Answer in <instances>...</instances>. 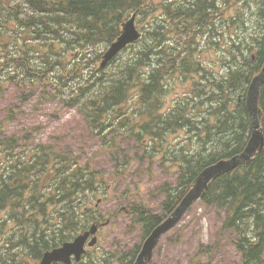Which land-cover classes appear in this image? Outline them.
Masks as SVG:
<instances>
[{
  "label": "trees",
  "instance_id": "1",
  "mask_svg": "<svg viewBox=\"0 0 264 264\" xmlns=\"http://www.w3.org/2000/svg\"><path fill=\"white\" fill-rule=\"evenodd\" d=\"M134 12L141 37L97 71ZM263 61L264 0H0V99L12 96L0 104V264H38L46 249L100 221L85 192L99 174L70 140L31 143L35 127L16 130L23 103L75 111L90 138L132 136L140 160H152V150L159 166L176 172V187L161 188L160 214L127 207L144 237L203 167L244 148V91ZM260 103L264 111V87ZM177 130L185 135L170 138ZM57 199L68 205L60 216L51 212ZM201 202L224 212L237 264H264V149L213 180ZM106 249L73 264H133L139 245ZM210 251L200 245L196 264H210L201 263Z\"/></svg>",
  "mask_w": 264,
  "mask_h": 264
},
{
  "label": "rangeland",
  "instance_id": "2",
  "mask_svg": "<svg viewBox=\"0 0 264 264\" xmlns=\"http://www.w3.org/2000/svg\"><path fill=\"white\" fill-rule=\"evenodd\" d=\"M249 30L251 31L250 28ZM10 93L11 90L6 94L4 100L0 99V104H7L12 100ZM258 106L261 110L258 113L260 117L263 107L261 104ZM58 109V105L52 102H47L40 107L34 98L26 101L20 109L22 116L19 124L21 123L23 127L21 132L42 126L43 139L48 134L55 135L57 139L70 140L74 143L72 145L75 148L81 147L86 152V157L89 156L95 165L107 170L109 176L114 171L112 167L114 164L117 167L122 164L117 170L119 172L117 174L114 172L115 191L110 188V193L120 198L119 201L115 200L116 203L119 202L118 206L116 203L106 201L102 204V209L113 211L117 207L125 206L128 200L133 199L137 203H144L146 207H150L152 213L158 212L161 202L165 198L161 188L164 183L172 182L174 176L164 172L163 167H159L157 163L153 164L156 153L150 151L152 155L155 154L152 160L149 158L140 160L142 150L136 145L134 137L117 136L115 131L107 133L103 137L104 141L101 136L100 138H90L75 111L70 110L65 113L60 111L57 117H51L54 110L56 113ZM184 135L183 130L169 134L170 138L183 137ZM31 142L37 141L33 138ZM110 142H115L116 145L111 147L105 144L109 147L107 150L99 148L101 144ZM149 161H152V165ZM135 169H137L136 172H133ZM223 218V214L217 212L215 206L197 201L179 221L177 234L172 239L166 238L168 234L161 239V243L155 251L153 264H196L194 254L200 244H211L214 248L209 257L203 258V262L236 264V253L230 246L232 230H222ZM125 225L124 217L118 214L112 225V232L107 228L103 232L104 237L111 241L112 236H117L116 239L122 244H132L138 238L139 228L136 225L130 227L132 234L128 238L122 237Z\"/></svg>",
  "mask_w": 264,
  "mask_h": 264
},
{
  "label": "water",
  "instance_id": "3",
  "mask_svg": "<svg viewBox=\"0 0 264 264\" xmlns=\"http://www.w3.org/2000/svg\"><path fill=\"white\" fill-rule=\"evenodd\" d=\"M135 15H133L126 23L123 24V29L121 34L117 39L111 43L109 49L103 55V61L101 65L103 66L109 59L116 55L126 44L135 41L139 37V32L137 31L134 20ZM264 84V65L261 71L252 79L248 91L246 94V106L251 117V136L244 148V150L230 159L219 160L215 164L202 170L196 177L192 188L183 197L176 209L169 215V217L164 220L158 227H156L151 235L144 242L143 247L138 254L134 264H146L150 261L152 256V248L156 243L157 238L175 225L182 214L185 212L187 207L197 198L205 193L209 181L220 176L226 171L232 170L235 166L242 162H249L251 157L260 151L264 144V136L262 130V121H260L258 113L261 112L258 106L259 93L261 87ZM85 232L83 235L78 236L73 240V242L65 243L62 247L54 249L51 252H46L43 257L41 264H51L53 261H63L68 262L69 256L74 254L76 258H79L80 253L83 251V245L90 233Z\"/></svg>",
  "mask_w": 264,
  "mask_h": 264
},
{
  "label": "bare ground",
  "instance_id": "4",
  "mask_svg": "<svg viewBox=\"0 0 264 264\" xmlns=\"http://www.w3.org/2000/svg\"><path fill=\"white\" fill-rule=\"evenodd\" d=\"M187 29V28H186ZM55 38V37H54ZM7 46V45H6ZM248 116L250 117L249 111L247 110ZM251 119V117H250ZM135 136V135H134ZM139 142V141H138ZM33 153V152H32ZM49 170V169H48ZM80 212V211H79ZM74 215V214H73ZM79 220V219H78ZM64 226V225H63ZM11 243V242H10Z\"/></svg>",
  "mask_w": 264,
  "mask_h": 264
}]
</instances>
